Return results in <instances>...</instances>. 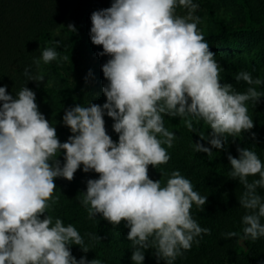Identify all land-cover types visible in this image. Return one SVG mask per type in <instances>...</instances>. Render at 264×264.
<instances>
[{
    "label": "clouds",
    "instance_id": "obj_1",
    "mask_svg": "<svg viewBox=\"0 0 264 264\" xmlns=\"http://www.w3.org/2000/svg\"><path fill=\"white\" fill-rule=\"evenodd\" d=\"M177 6L187 9V15H175ZM198 7L193 0H113L110 7L91 13V42L102 45L98 56L110 57L102 65L106 101L66 108L62 120L72 134L65 142L39 111L33 90L25 84L14 97L6 85L0 86V264H103L72 255L71 245L83 253L91 248L71 223L53 220L46 212L49 201L56 202L54 178L71 181L81 165L83 172L99 174L86 180L81 205L89 219L99 214L114 227L124 222L133 264H144L150 249L157 264H174L193 243L199 245L198 237L211 234L192 218L193 203L204 211L207 196L194 191L189 179L179 170L163 185L149 177V165L170 159L161 145L171 148L175 133L164 126V116L184 119L192 132L197 130L188 117L207 124L211 131L207 136L198 132L193 150L211 157L213 148L225 147L228 136L235 139L254 128L246 102L253 107L260 102L264 92L254 85L264 80L238 72L234 79L249 85L245 92L221 82L215 53L197 29ZM67 27L77 31L72 23ZM41 55L45 64L58 57L47 47ZM34 63L39 68L40 60ZM24 75L38 87L44 80L28 68ZM105 114L114 121L118 141L106 131ZM251 136L255 139L256 133ZM61 152L63 162L57 159ZM237 152L238 157L229 153L227 159L229 178L244 187L238 198L245 209L241 238L255 241L264 237V197L257 192L264 188V164L249 148L237 146Z\"/></svg>",
    "mask_w": 264,
    "mask_h": 264
},
{
    "label": "trees",
    "instance_id": "obj_2",
    "mask_svg": "<svg viewBox=\"0 0 264 264\" xmlns=\"http://www.w3.org/2000/svg\"><path fill=\"white\" fill-rule=\"evenodd\" d=\"M226 1L231 4L221 9L215 0H193V3L199 5L194 12V15L200 17L197 29L209 48L227 43L233 35L234 23H250L260 24L262 30L245 32L242 39L251 43L256 51L264 53V0ZM112 2L113 0H0V86L6 85L7 92L14 97L25 84L33 90L39 111L46 119H51L49 122L56 128L61 142H65L72 134L62 120L66 108L76 103L87 106L90 101L102 105L106 101L102 87L107 80L103 75L102 65L110 57L97 55L103 51V47L94 45L89 33L92 27L91 13L110 7ZM187 12V9L177 6L174 14L186 16ZM69 23L75 25L76 32L68 29ZM46 47L54 48L58 53L57 59L47 64L43 62L41 55ZM64 56L68 59L61 60ZM35 59L40 60L39 68L34 63ZM214 59L220 66L221 82L232 83L239 92H245L249 87L246 82L234 79L240 71L251 73L254 79L264 80V65L255 63L244 53H215ZM25 68L32 75L44 76L39 87L36 81H27ZM89 70L92 73L90 76ZM46 93L50 94L49 98H45ZM246 106L248 115L254 121V128L241 132L235 139L228 136L225 147L220 150L213 148L211 157L193 150L194 143L200 140L198 132L207 136L211 131L207 124L188 117L197 130L192 132L185 126L184 119L164 116V126L175 133L171 148L166 144L161 145L170 159L166 164L155 167L149 165V177L153 180L160 179L163 185L172 171L179 170L182 176L191 181L194 191L207 196L204 211L198 210L193 203L190 213L202 228L211 230L210 235L202 234V238L198 237L199 245L193 243L192 248L178 257L174 264H261L264 261V237L255 241L241 238V220L245 209L239 205L238 198L244 187L238 180L229 178L231 166L227 156L231 153L238 157L237 146L254 151L264 164V97H261L255 107L251 101L246 102ZM104 120L107 133L114 141H118V134L112 128L113 119L105 114ZM252 132L256 133L255 139L251 136ZM156 135L158 139H162L159 134ZM200 142L211 147L207 141ZM57 159L63 162V152ZM82 169L83 165L74 173L71 181L62 177L54 178L57 187L52 195L56 202L49 201L51 206L46 210L47 214L53 220L62 219L65 225L71 223L91 248L83 253L79 246L71 245L72 255L77 259L86 256L88 260L99 259L103 264H133L131 242L127 240L129 229L124 222L114 227L99 214L89 219L87 210L81 205L80 198L87 188L86 180L99 176L94 171L85 173ZM257 178L258 175L249 177V180ZM257 192L264 197V188H258ZM233 231L239 235L224 238L223 234ZM89 233L100 239L91 240L86 235ZM152 251L150 249L145 252L144 264H157ZM159 264H164V261L161 260Z\"/></svg>",
    "mask_w": 264,
    "mask_h": 264
},
{
    "label": "rangeland",
    "instance_id": "obj_3",
    "mask_svg": "<svg viewBox=\"0 0 264 264\" xmlns=\"http://www.w3.org/2000/svg\"><path fill=\"white\" fill-rule=\"evenodd\" d=\"M219 5L221 9L226 8L227 5H230L231 3L226 0H215ZM261 25L260 24H237L234 23L233 25V35L231 39L227 43H222L214 48H210L214 53H226V52H238V53H244L246 54L252 61L259 65H264V53L258 52L255 50L253 45L251 43H248L247 41L242 39V34L249 31H261ZM256 88L258 90L264 91V84L263 85H257ZM45 98H49L50 94H45ZM49 121H51L50 118H48Z\"/></svg>",
    "mask_w": 264,
    "mask_h": 264
}]
</instances>
